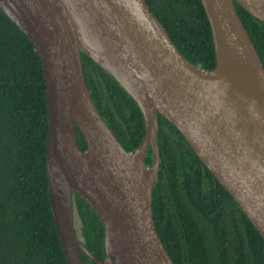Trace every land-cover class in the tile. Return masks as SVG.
Here are the masks:
<instances>
[{
	"label": "water",
	"instance_id": "water-1",
	"mask_svg": "<svg viewBox=\"0 0 264 264\" xmlns=\"http://www.w3.org/2000/svg\"><path fill=\"white\" fill-rule=\"evenodd\" d=\"M201 2L215 45L214 68L180 51L147 0H0L42 61L50 202L68 264H83L80 251L97 264H176L152 209L161 165L159 114L182 132L264 237V64L236 7L264 22V0ZM82 52L138 103L145 134L134 151L96 106ZM74 193L100 217L104 257L77 235Z\"/></svg>",
	"mask_w": 264,
	"mask_h": 264
},
{
	"label": "trees",
	"instance_id": "trees-1",
	"mask_svg": "<svg viewBox=\"0 0 264 264\" xmlns=\"http://www.w3.org/2000/svg\"><path fill=\"white\" fill-rule=\"evenodd\" d=\"M180 51L206 68L216 66L213 35L201 0H147ZM264 64V22L236 2ZM92 97L128 151L145 134L136 100L82 52ZM49 111L44 70L30 38L0 8V264H68L52 213L47 168ZM80 146L87 148L78 128ZM161 165L152 209L176 264H264V237L234 197L159 114ZM152 150L147 164H152ZM79 239L104 257L105 232L97 212L73 195ZM83 264H97L80 251Z\"/></svg>",
	"mask_w": 264,
	"mask_h": 264
},
{
	"label": "flooded vegetation",
	"instance_id": "flooded-vegetation-1",
	"mask_svg": "<svg viewBox=\"0 0 264 264\" xmlns=\"http://www.w3.org/2000/svg\"><path fill=\"white\" fill-rule=\"evenodd\" d=\"M150 166V165H149Z\"/></svg>",
	"mask_w": 264,
	"mask_h": 264
}]
</instances>
